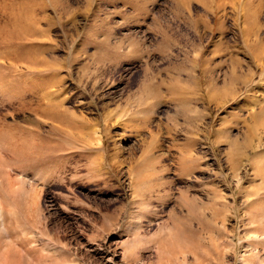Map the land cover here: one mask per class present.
<instances>
[{
	"label": "rangeland",
	"instance_id": "374dc122",
	"mask_svg": "<svg viewBox=\"0 0 264 264\" xmlns=\"http://www.w3.org/2000/svg\"><path fill=\"white\" fill-rule=\"evenodd\" d=\"M0 264H264V0H0Z\"/></svg>",
	"mask_w": 264,
	"mask_h": 264
},
{
	"label": "bare ground",
	"instance_id": "6f19581e",
	"mask_svg": "<svg viewBox=\"0 0 264 264\" xmlns=\"http://www.w3.org/2000/svg\"><path fill=\"white\" fill-rule=\"evenodd\" d=\"M143 88V87H142ZM237 145V144H236Z\"/></svg>",
	"mask_w": 264,
	"mask_h": 264
}]
</instances>
